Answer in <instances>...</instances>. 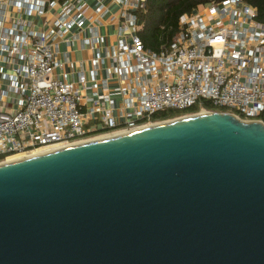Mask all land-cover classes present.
<instances>
[{
	"label": "water",
	"instance_id": "water-1",
	"mask_svg": "<svg viewBox=\"0 0 264 264\" xmlns=\"http://www.w3.org/2000/svg\"><path fill=\"white\" fill-rule=\"evenodd\" d=\"M0 264H264V122L200 106L1 162Z\"/></svg>",
	"mask_w": 264,
	"mask_h": 264
},
{
	"label": "built area",
	"instance_id": "built-area-1",
	"mask_svg": "<svg viewBox=\"0 0 264 264\" xmlns=\"http://www.w3.org/2000/svg\"><path fill=\"white\" fill-rule=\"evenodd\" d=\"M80 1L0 0V163L176 119L200 106L216 111L206 103L263 122L264 22L242 0H215L181 17L175 37L158 52L143 47L138 35L147 0H115V43L88 27L81 45L89 46L92 66L85 71L81 62L69 81L58 73L68 62L59 44L68 48L85 33L89 7ZM37 17H43L39 29ZM167 110L179 114L152 119Z\"/></svg>",
	"mask_w": 264,
	"mask_h": 264
},
{
	"label": "trees",
	"instance_id": "trees-1",
	"mask_svg": "<svg viewBox=\"0 0 264 264\" xmlns=\"http://www.w3.org/2000/svg\"><path fill=\"white\" fill-rule=\"evenodd\" d=\"M215 0H147L146 13L139 14V22L143 24L138 33L143 47L158 52L162 47H167L175 37L179 19L190 14L200 6H207ZM256 10V19L264 22V0H242ZM212 108L209 103H206ZM189 108L184 111H193ZM226 111L225 109H215ZM179 114L172 110L157 112L152 115L153 120H162ZM264 122V119H263Z\"/></svg>",
	"mask_w": 264,
	"mask_h": 264
},
{
	"label": "crops",
	"instance_id": "crops-1",
	"mask_svg": "<svg viewBox=\"0 0 264 264\" xmlns=\"http://www.w3.org/2000/svg\"><path fill=\"white\" fill-rule=\"evenodd\" d=\"M48 1V0H47ZM59 2H63L65 0H57ZM74 3H77L76 0H71ZM100 1V2H98ZM81 3H85L89 9L85 14V20L81 28H85V33L78 40H75L73 45L70 47H66L64 43L59 44V50L68 53V62L64 63L62 69L58 70V73L61 77L66 75L67 80H72L74 75H76L78 71V66L82 62L85 71L89 70L92 66L90 58L91 52L89 50V46L85 45L82 47L81 39L85 37H89V29L88 27H97L99 35L105 37L107 43L113 44L116 40L117 28H118V14H119V5L115 2V0H81ZM102 5V9L99 12H94L95 9ZM53 12V11H52ZM51 12L49 13V15ZM46 16V15H45ZM35 20V28L39 29L41 26V22L43 17H37ZM80 28L74 27L71 29L72 33L78 32ZM104 43H100L98 46H102ZM61 61L64 62L63 57Z\"/></svg>",
	"mask_w": 264,
	"mask_h": 264
},
{
	"label": "bare ground",
	"instance_id": "bare-ground-1",
	"mask_svg": "<svg viewBox=\"0 0 264 264\" xmlns=\"http://www.w3.org/2000/svg\"><path fill=\"white\" fill-rule=\"evenodd\" d=\"M112 135H115V134H112ZM108 136H111V135H108ZM104 137H107V136H103L101 138H104ZM54 148H57V147H54ZM50 150H53V148H49V149H47V148L46 149L45 148H40V149L34 150V151L30 152V153H26V154H20V153H18V154L9 155L7 157V159H6V162L15 160V159L20 158V157H23V156H25V157H27V156H33V155H36V154H39V153H42V152H46V151H50Z\"/></svg>",
	"mask_w": 264,
	"mask_h": 264
},
{
	"label": "rangeland",
	"instance_id": "rangeland-1",
	"mask_svg": "<svg viewBox=\"0 0 264 264\" xmlns=\"http://www.w3.org/2000/svg\"><path fill=\"white\" fill-rule=\"evenodd\" d=\"M212 108H213V109H218V110L221 109V108H219V107H212Z\"/></svg>",
	"mask_w": 264,
	"mask_h": 264
}]
</instances>
